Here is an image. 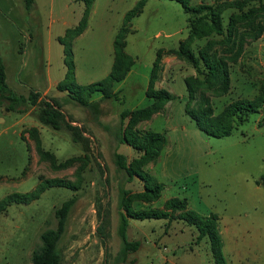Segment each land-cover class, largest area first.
I'll list each match as a JSON object with an SVG mask.
<instances>
[{"label":"rangeland","instance_id":"374dc122","mask_svg":"<svg viewBox=\"0 0 264 264\" xmlns=\"http://www.w3.org/2000/svg\"><path fill=\"white\" fill-rule=\"evenodd\" d=\"M135 1L93 0L85 29L71 39L73 76L68 81L86 84L107 74L116 32L125 26L123 50L133 61L111 85L118 98H101L99 91L81 93L97 102L95 114L70 97L72 90L57 87L68 82L63 79L67 69L58 40L69 39L66 30L77 24L85 3L33 0L26 9L24 0H0V57L7 85L23 95L36 91L38 102L55 99L62 112L60 127L55 129L37 119L35 106L18 112L0 105V198L12 191L31 190L51 177L75 186H48L37 198L11 203L0 212V264H29L31 250L40 244L39 233L55 225L54 208L71 195L75 199L57 243L58 264H214L206 237L197 240L196 228L176 217H128L127 238L139 243L134 250L121 249L118 194L122 188L130 194L142 190L143 181L136 176L128 179L114 164L115 151L127 161L139 156L130 145L118 142L114 132L120 126L121 109L149 103L145 89L152 67L153 87H164L175 97L132 128L166 134L156 159L141 166L150 174L147 185L157 181L162 189L151 200L131 196L129 207L162 209L166 198L186 197L196 212L217 214L227 264H264V188L256 182L264 176V106L245 115L228 135L216 137L200 130L185 111V106L196 104L195 99L187 102L184 77L202 75L176 53L178 42L187 34V13L176 0H145L124 24L123 14ZM200 1L212 2L189 3ZM234 11H223V23ZM219 37L196 38L190 46L196 53L210 40L211 50L219 54ZM228 67V90L221 95L205 90L213 113L235 98L253 97L264 85V30L243 42ZM65 121L78 129L79 140L71 139ZM36 138L49 156L40 155Z\"/></svg>","mask_w":264,"mask_h":264},{"label":"trees","instance_id":"16d2710c","mask_svg":"<svg viewBox=\"0 0 264 264\" xmlns=\"http://www.w3.org/2000/svg\"><path fill=\"white\" fill-rule=\"evenodd\" d=\"M33 0H24L26 9L31 7ZM85 3L82 15L72 28L66 30L69 39L62 44L64 63L66 65L65 80H71L73 76V61L71 60V39L84 30L87 25V15L89 6L93 0H82ZM180 3L183 10L187 13V34L186 37L178 42L176 53L181 56L195 71L202 76L194 75L184 77L187 93V102L195 99L196 106L187 108L185 111L195 121L196 126L211 136L228 135L234 125L242 121L250 112L257 111L260 106H264V85L253 97H238L225 104L218 112L213 113V109L205 90L211 91L215 95L225 93L229 88V67L228 62L235 61L240 54L243 42L247 38L254 39L264 30V0H212V2H198L190 4L189 0H176ZM145 0H136L133 6L123 14L125 24L137 14ZM227 8H234L223 23L222 13ZM125 26H121L116 32L113 41V55L110 69L102 78L88 82L86 84L71 85V82L58 83L59 89L72 90L70 97L80 104L89 106L92 111L97 112L96 101L86 100L81 93L90 94L99 91L101 98H118L117 90H112L113 82L121 79L132 63V58L123 50V32ZM210 34L219 35L220 49L219 54L216 50H211L210 40L197 50L195 53L190 44L196 38L208 36ZM159 51L156 52V58ZM154 61L153 64H155ZM153 67L151 69L145 95L150 99L144 106L133 109L123 108L119 112L120 126L115 130L114 137L120 143H127L139 152L137 158L127 161L126 156L115 151L113 154L114 164L122 169L128 179L138 177L143 181V189L130 194L129 189L122 188L118 194L117 207L119 209V219L117 231L122 240V250H134L137 248L138 240H129L126 235L128 217L143 218H171L182 219L188 224H192L196 230V239L205 236L208 242L211 257L214 264H227L222 252V240L217 226V214L213 211L198 213L187 205L186 197L171 196L164 200L162 209H142L133 210L128 205V199L132 196L142 200H151L159 196L162 183L153 181L151 186L147 185L150 174L143 170L141 166L149 160H155L160 149L166 144L167 137L164 131L145 130L141 133L132 128L136 121L149 118L150 115L160 110L163 104L175 97V94L164 87H153ZM38 93L29 90L27 95L16 93L5 81L4 64L0 57V105L8 110L18 112L26 110L30 106H35V116L37 119L52 128L58 129L61 124L62 112L60 104L55 99L37 100ZM186 102V104H188ZM96 114V113H95ZM128 117L125 126H122L123 119ZM66 127L70 130L71 139L77 141L81 134L71 123L65 121ZM35 134V128H29ZM35 146L43 157L50 154L42 150L39 139H35ZM69 159L61 162L64 165ZM257 183L264 188V176H261ZM52 185L72 186L70 181L59 177L46 178L36 184L28 191H12L0 198V212L4 211L11 203H27L39 196L41 191ZM75 195L64 199L54 208L56 222L53 227L43 229L39 233L40 244L33 248L29 257V264H58L60 252L57 247L64 228L66 217ZM177 211L176 214L174 212ZM174 214V215H173Z\"/></svg>","mask_w":264,"mask_h":264},{"label":"crops","instance_id":"0c3cea01","mask_svg":"<svg viewBox=\"0 0 264 264\" xmlns=\"http://www.w3.org/2000/svg\"><path fill=\"white\" fill-rule=\"evenodd\" d=\"M84 29H85V28H84ZM80 33H81V32H80ZM80 33H79V34H80Z\"/></svg>","mask_w":264,"mask_h":264}]
</instances>
